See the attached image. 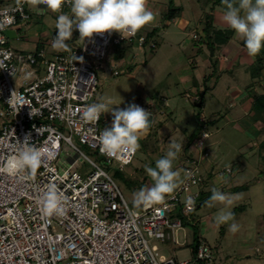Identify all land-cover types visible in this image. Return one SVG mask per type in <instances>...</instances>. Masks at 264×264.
Instances as JSON below:
<instances>
[{"label": "built area", "instance_id": "obj_1", "mask_svg": "<svg viewBox=\"0 0 264 264\" xmlns=\"http://www.w3.org/2000/svg\"><path fill=\"white\" fill-rule=\"evenodd\" d=\"M30 7L32 0L0 5V166L26 136L51 155L33 176L0 173V264H212L208 243L194 248L190 259L177 261L154 242L172 240L168 230L182 228L181 219H173L177 209L190 223L204 183L199 162L186 161L182 180L164 201L133 208L106 169L117 163L124 170L137 150L105 154L99 136L112 120L106 114L95 123L81 119L99 91L96 71L108 73L111 46L127 43L153 51L158 46L150 37L153 29L147 24L123 37L96 35L84 47L74 30L71 50L46 59L44 51L22 54L8 45V31L31 20ZM39 64L45 65L41 77L17 80L21 70L32 74ZM120 74L114 68L113 75ZM200 120L196 146L203 152L210 134L205 116ZM84 163L91 167L87 175L79 171ZM51 184L57 186L63 214L44 216L40 201Z\"/></svg>", "mask_w": 264, "mask_h": 264}, {"label": "rangeland", "instance_id": "obj_2", "mask_svg": "<svg viewBox=\"0 0 264 264\" xmlns=\"http://www.w3.org/2000/svg\"><path fill=\"white\" fill-rule=\"evenodd\" d=\"M217 1L199 0V4L198 0H146V8L153 10L154 19L149 23V28L157 29L154 38L157 48L153 51L141 50L135 44L126 43L121 46L112 45L109 49L105 62L108 73L96 71L99 91L95 102L106 97L113 100L110 108H125L133 103H142V95L146 96V100L160 102L161 98H173L195 87L199 93L194 101L197 104L201 102V106L192 104L190 109L196 113L195 116L192 114L190 117V112H185L175 124H171L174 116L172 118L164 111L147 138L142 136L139 140L133 163L122 171L118 169L117 163L106 170L128 204L137 208L133 204L134 193L154 184L145 171L146 166H155V161L165 154L171 140L181 143L182 150L173 164V170L178 173L177 182L182 178L186 161L191 157L192 160L196 159L206 180L202 186L203 199L206 201L190 213V223L179 209L175 211L173 219H181L182 228L177 231L168 230L172 233V240L165 243L154 241L161 253L168 258L183 261L191 258L196 242L208 243L212 246V264H264V182L251 193L246 190L233 191L231 185L226 184L227 190L223 192L226 201L215 202L212 207L207 204L212 195L208 193H212L215 188L212 183L214 176L223 177L229 174L228 170L233 174L237 160L247 166L246 180H252L255 175L264 177V101L260 100L264 98V59L258 61L260 58L249 56L243 41L235 36L230 37L232 30L222 20L226 7L223 2ZM171 3L181 9L174 18L175 23L189 21V28L180 29L173 21L167 20L165 16ZM201 6L213 15L216 30H225L224 35L230 37L225 46H215L213 53L207 47L208 40L203 35L204 24L198 23L202 16ZM42 11L35 17V22L41 24L54 38L57 14L49 9ZM195 35L197 38H194ZM114 68L121 74L114 76ZM248 104L253 107L249 112ZM236 110L240 111L241 116L244 115V121L238 125L230 124ZM202 115L205 116L210 134L203 152L191 142L194 134H198V131L201 133ZM255 124L258 129L260 126V130L254 136L251 132L241 133L237 130V126L245 130ZM250 140L259 145L243 150L238 147L240 142ZM259 146L261 151L258 150ZM250 150L253 152H248ZM204 158L208 159L206 164ZM214 163L219 166L215 173L212 172ZM90 170L91 167L84 163L79 171L87 175ZM228 199L232 201L231 204L227 203ZM221 209L230 210L233 220L218 224L216 217ZM233 222L240 226L235 233L229 231V225Z\"/></svg>", "mask_w": 264, "mask_h": 264}, {"label": "clouds", "instance_id": "obj_3", "mask_svg": "<svg viewBox=\"0 0 264 264\" xmlns=\"http://www.w3.org/2000/svg\"><path fill=\"white\" fill-rule=\"evenodd\" d=\"M66 2L70 4V14L60 12ZM145 2L146 0H32V6L36 11H42L38 6L43 3L47 9L60 13L56 18V34L52 40V48L70 51L68 41L72 39L74 30L78 31V40L83 43V47L96 35L118 33L123 37L125 33L135 34L154 19ZM223 2L226 4L223 22L233 30L236 38L243 41V47L249 56L260 54L264 48V0ZM72 58L78 59L76 55ZM112 104L111 98L101 97L98 102L86 105L81 115V119L88 123L99 121L102 114L113 115L111 127L104 128L99 136L101 151L110 156L138 148L139 140L152 123L150 111L137 104H130L123 109L110 108ZM35 111L33 109L30 114L33 115ZM19 143L18 151L0 166V173L10 176L23 173L33 176L40 168L42 159L46 155L50 156L51 152L43 146H35L30 136H26L23 142ZM181 150L182 144L171 140L165 154L155 161V166H146L145 171L154 184L134 193V206L160 203L174 192L177 188L178 173L173 170V164ZM226 199L225 193L213 188L207 204L212 207L215 202H224ZM227 203L231 204L232 201L228 199ZM40 206L44 216L63 214L61 196L55 184L49 185L41 198ZM233 218L230 210L221 209L216 222L225 224ZM239 227L233 222L229 225V231L235 233Z\"/></svg>", "mask_w": 264, "mask_h": 264}, {"label": "crops", "instance_id": "obj_4", "mask_svg": "<svg viewBox=\"0 0 264 264\" xmlns=\"http://www.w3.org/2000/svg\"><path fill=\"white\" fill-rule=\"evenodd\" d=\"M16 2H17V0H0V5H11V4H14ZM145 4H146V2H145ZM39 8H41L42 10L47 9V7H39ZM29 12L31 14V20L28 23L20 24L21 22H19V24L16 27H14L8 31V33H7L8 45L10 47L14 48L19 53H22V54H32V53H36L39 51H44L45 55H46V59H51L56 54L65 52L63 50H54L52 48L53 37H50V34L46 31V29H44V27L41 24H39L38 22L37 23L35 22V20H36L35 17H38L43 11L42 12L36 11L35 7H30ZM60 12L70 14V5L69 6L63 5ZM151 12H153V10ZM54 14L55 15L57 14V16H58L60 13L54 12ZM200 19H201V17L199 18L198 23H200ZM172 23L176 24L175 19L173 20ZM190 24H191V22L184 20V21H182V23L178 22V24H176V25L180 29L182 27L184 30V28H189ZM217 25H219V24H217ZM148 28H149V24H148ZM152 29H154V27ZM75 35L76 34L73 31L72 39L70 41H68V44L70 46L72 45V43L74 41ZM211 50L213 51V49H211ZM203 53H204V51H203ZM44 69H45V65L39 64L33 70L35 73H32V74H28L29 72H31L30 69H26V71L21 70L18 74L20 76L17 75V80L21 81L23 78H27L29 81L35 80L37 77H41L43 75ZM197 93H199L198 89L193 87V89L191 91H184L183 93L177 94L174 97L172 96L173 98H168V97L167 98L166 97L161 98L160 102L156 101V100H152V99L146 100L145 99L146 96L142 95L141 99L143 100V102L138 103L137 105L141 106L142 108H144L147 111H150L151 118H152V123H151L149 129L143 135L144 139H145V137L147 138L148 134L153 130L156 122L160 120L159 119L160 114L164 115L165 112H168L172 118L174 116V120L171 121V124H173V123L175 124V122L177 120H181V118L183 117L182 115L185 112H188V113L190 112V115H191V116L189 115L190 117L193 116L192 114H194V116H195L196 113H192L190 108L192 107V104L193 105L197 104L194 101L197 99V96H196ZM248 106H249V109H248V112H249L253 109V107H250L249 104H248ZM120 108L123 109L124 107H120ZM238 108L240 110L243 109L242 107H238ZM239 112L240 111H237V110L235 111L236 114L234 113V117L232 116L230 124L235 123L236 125H238L240 122L244 121L243 120L244 115H242L243 116L242 117L241 113H239ZM175 115H176V117H175ZM235 115H236V117H235ZM106 116H108V118H110V113H106ZM246 116L248 117L249 113H247ZM185 121H187V120H185ZM185 121H183V122L185 123ZM0 123H1V119H0ZM255 126H256V124H255ZM255 126L250 125V126H248L247 129L245 128V130H243V128L237 126V130L241 133H244V131H247L249 133L251 132L252 135L254 136V133L258 132L260 130V126H259V129L257 126L256 127ZM257 145H259V144H257V143L255 144L254 142L252 143L250 140V142H245V143L240 142L238 147L241 150H243L244 148L247 149L250 146L257 147ZM251 149H252V147H251ZM258 150L261 151V146L258 147ZM248 152L251 153L253 151L250 150ZM207 160H208L207 158L204 160V164L207 163ZM247 161H246V163H247ZM213 165L215 167H214V170L212 172L215 173V171L217 170V168L219 166L215 163ZM246 167L247 166H245L242 163V161L237 160L234 164V167H233V174H231V171H230L229 174H226L223 177H221L222 175L221 176H218V175L214 176V178L212 180L214 187L217 188L218 190L221 189L222 192H225L227 190L226 184H228V185L230 184L231 185L230 188L233 191L241 192L242 190H246L247 192L251 193L252 190H254L256 187L260 186L262 184V182H264V177L261 175H258V176L255 175L252 180L251 179L249 181L246 180V178H247V175H246L247 168ZM262 174H264V173H262ZM182 178H183V175H182ZM182 178H180V180L177 182V185L180 183ZM202 186L200 187V191L203 190ZM208 194H212V193L209 192ZM216 229H217V227H216ZM257 252H259V250H257Z\"/></svg>", "mask_w": 264, "mask_h": 264}, {"label": "trees", "instance_id": "obj_5", "mask_svg": "<svg viewBox=\"0 0 264 264\" xmlns=\"http://www.w3.org/2000/svg\"><path fill=\"white\" fill-rule=\"evenodd\" d=\"M198 2H199V0H198ZM217 2L219 3V2H223V1L218 0ZM199 4H200V2H199ZM224 5L226 7L225 3H224ZM200 8L202 11V13H201L202 16H201L200 22H202L204 24L203 35L208 40V46L207 47L209 49L215 50V46H225L230 41V37L234 36L233 30H232L230 37L227 35H224V34H226L225 30H216V28L214 26L213 15L208 14L206 12L205 8H202V6ZM180 11H181V9L179 7H176L171 3L169 8H168V13L166 14L165 17L167 18V20L172 22ZM214 32H216V33H214ZM156 33H157V29L154 28L150 33V37L151 38L155 37ZM256 57L260 58L258 61H261L262 59H264V48H262L260 54L256 55ZM260 100L264 101V98L260 99ZM199 117H200V114H198V119H199ZM199 133H200V131H198V134H194L193 137H191V142H193L194 144H196L195 143L197 141L196 139H198L200 136ZM190 160H192V157ZM205 182H206V180L204 179V183ZM203 195H204V192L200 191V195L198 198V206L199 207H201L206 201V199H203ZM199 244L200 243L196 242L195 248H197Z\"/></svg>", "mask_w": 264, "mask_h": 264}, {"label": "water", "instance_id": "obj_6", "mask_svg": "<svg viewBox=\"0 0 264 264\" xmlns=\"http://www.w3.org/2000/svg\"><path fill=\"white\" fill-rule=\"evenodd\" d=\"M212 53H213V51H212ZM196 106H197V107L201 106V102L198 103V104H196ZM110 119L113 121V115H112L111 113H110Z\"/></svg>", "mask_w": 264, "mask_h": 264}]
</instances>
